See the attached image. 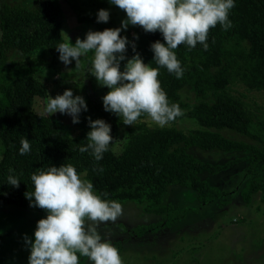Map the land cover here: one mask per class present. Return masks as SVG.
<instances>
[{
    "label": "trees",
    "instance_id": "16d2710c",
    "mask_svg": "<svg viewBox=\"0 0 264 264\" xmlns=\"http://www.w3.org/2000/svg\"><path fill=\"white\" fill-rule=\"evenodd\" d=\"M64 1L81 26L94 28L88 31L114 28L113 7L107 0ZM100 9L109 11L107 23H97ZM229 20L232 27L228 30L220 25L210 30L207 50L200 44L193 49L178 46L176 55L184 69L181 79L160 68L162 88L169 101L178 103L184 113L170 124L193 119L198 128L186 132L172 125L152 127L145 122V116L132 126H126L115 114L105 112L100 100L87 94L83 98L88 111L81 112L75 133L61 115L49 117L36 111L37 98L46 100V92L49 94L48 86L37 75L42 70L36 68L34 62L15 58L41 52L50 56L48 65L55 67L59 60L55 48L65 39L61 33L65 23L62 0L4 2L0 9V141L4 145L0 160V206L46 214L30 207L24 193L34 190L30 176L38 168L49 164L59 167L64 163H71L78 173L87 171L86 179L93 183L94 190L98 194H108L103 198L121 205L135 203L146 213L168 214L170 207L165 200L173 186L194 191L199 202L209 204L220 199L226 191L211 186L201 175L206 172L218 175L227 171L231 163L203 162L189 152L193 147L247 153L249 168L247 183L241 190L242 199L251 204L255 195L264 196V122L230 91L236 84L264 91V0H235ZM132 29L139 39L131 42L136 44L145 64L152 63L154 54L150 45L157 40L163 43L162 35L145 33L138 26ZM121 35L125 36L123 32ZM133 54L129 45L128 58ZM88 56L81 58L79 68L84 71L85 78L91 76L86 77L88 67L82 68ZM72 63L75 66V61ZM152 66L156 67L154 62ZM184 89L195 93L198 101H183L181 92ZM88 117L93 121L102 119L111 125L114 141L100 161L94 159L91 150L79 151L80 146L88 143L86 136L91 130ZM223 130L256 143L230 139L222 134ZM120 136L122 144L118 147ZM22 138H27L31 144V151L24 155L19 154ZM9 168L20 180L18 189L7 183ZM183 217L185 215H177L170 224L142 226L135 234L144 236Z\"/></svg>",
    "mask_w": 264,
    "mask_h": 264
},
{
    "label": "clouds",
    "instance_id": "9594fccd",
    "mask_svg": "<svg viewBox=\"0 0 264 264\" xmlns=\"http://www.w3.org/2000/svg\"><path fill=\"white\" fill-rule=\"evenodd\" d=\"M109 3L126 13L121 26L89 30L83 39L77 37L74 45L61 32L65 39L55 48L59 60L66 67L75 61V69H79L81 58L92 53L88 73L100 87L109 89L102 97L105 112L115 114L126 126H132L142 116L159 127L168 126L184 113L178 103L169 101L162 88L160 68L181 79L184 69L175 50L180 45L193 49L197 44L207 50L211 29L217 25L225 31L232 27L229 14L235 0H109ZM109 18L108 10L98 11L97 23H107ZM129 25L138 26L145 33L162 35L163 43L157 40L150 45L156 67L153 62L145 64L136 44L121 35ZM138 39L134 33L133 40ZM129 45L134 53L131 58L127 56ZM82 111H88L84 98L74 97L71 90L55 98L46 92L44 112L49 117L56 113L68 115L75 125L80 123ZM87 119L91 129L86 136L88 143L80 146L79 151L91 150L94 159L100 161L114 141L111 125L102 119ZM20 144V155L31 151L27 138H22ZM8 172V185L18 189L19 178L12 174L13 169ZM87 175V171L78 173L71 163H64L59 167L49 164L38 168L30 176L34 190L25 192V198L30 207L43 210L46 218L37 222L34 240L24 236L30 250L28 264H80L81 257H86L90 264H123L119 249L101 232V225L115 223L123 215L122 205L103 198L107 193L98 194Z\"/></svg>",
    "mask_w": 264,
    "mask_h": 264
},
{
    "label": "rangeland",
    "instance_id": "374dc122",
    "mask_svg": "<svg viewBox=\"0 0 264 264\" xmlns=\"http://www.w3.org/2000/svg\"><path fill=\"white\" fill-rule=\"evenodd\" d=\"M6 1L8 0H0V9ZM62 5L65 16L62 32L71 38L74 45L77 37L83 39L88 29L94 28L81 26L66 1L62 0ZM111 6V21H114V28H118L121 21L126 19V13L112 4ZM122 32L128 40L133 39L134 31L131 25L127 31ZM1 36L0 29V38ZM91 57L92 53H89L82 68L89 69L90 66L87 65L90 64ZM15 58L34 62L33 65L42 70L38 71L37 75L48 86L49 95L53 98L58 94L62 95L65 90H71L74 97L92 94L103 103L102 97L109 91L100 87L94 77L88 76V69V77L85 78L84 71L75 69L73 63L66 67L58 60L55 67L50 66V56L41 52ZM230 91L242 99L248 109L264 122V91L249 90L242 84L233 85ZM181 96L186 102L198 101L195 93L189 89H184ZM35 106L38 113L46 114L45 99L37 98ZM56 114L61 115L63 121L73 127L75 133L78 132L70 116ZM144 120L152 127L157 126L149 118ZM169 125L186 132L198 128L193 119H183ZM221 132L233 140L256 143L229 130ZM121 144L122 136L119 138L118 147ZM3 150L4 145L0 141V160ZM189 152L206 163H231L227 171L218 175L207 172L201 175L203 180H207L211 186L221 191H226V194L212 203L204 204L198 201L194 191L173 186L165 200V204L170 207L168 214L146 213L141 206L127 202L122 205L123 215L115 223L101 225L102 234L108 235L113 245L119 249L123 264H264V196L259 193L254 196L251 204H246L241 195V190L247 183V153L207 151L196 147L190 148ZM177 215L185 217L174 221L170 226L151 230L144 236L135 234L142 226L165 222L170 224ZM42 218H46V214L0 206V264H28L30 250L25 244L24 236L34 240L36 224ZM80 264L90 262L86 257H81Z\"/></svg>",
    "mask_w": 264,
    "mask_h": 264
}]
</instances>
